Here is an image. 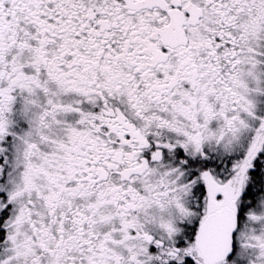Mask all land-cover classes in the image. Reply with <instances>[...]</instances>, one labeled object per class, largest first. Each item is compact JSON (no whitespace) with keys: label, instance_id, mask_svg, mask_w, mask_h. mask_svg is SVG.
Wrapping results in <instances>:
<instances>
[{"label":"snow or ice","instance_id":"1","mask_svg":"<svg viewBox=\"0 0 264 264\" xmlns=\"http://www.w3.org/2000/svg\"><path fill=\"white\" fill-rule=\"evenodd\" d=\"M0 264H264V0H0Z\"/></svg>","mask_w":264,"mask_h":264}]
</instances>
